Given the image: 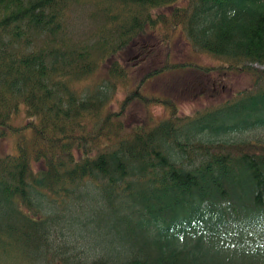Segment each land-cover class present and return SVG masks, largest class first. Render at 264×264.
<instances>
[{"label": "trees", "instance_id": "trees-1", "mask_svg": "<svg viewBox=\"0 0 264 264\" xmlns=\"http://www.w3.org/2000/svg\"><path fill=\"white\" fill-rule=\"evenodd\" d=\"M78 2L0 0V138L16 145L0 156L5 264H228L230 236L264 248V0H97L94 32L67 43ZM151 35L167 59L134 79L126 55ZM175 37L214 63L172 62ZM179 69L213 76L201 92L254 79L185 114L144 91ZM136 102L165 113L129 122ZM202 240L215 254L189 256Z\"/></svg>", "mask_w": 264, "mask_h": 264}, {"label": "rangeland", "instance_id": "rangeland-1", "mask_svg": "<svg viewBox=\"0 0 264 264\" xmlns=\"http://www.w3.org/2000/svg\"><path fill=\"white\" fill-rule=\"evenodd\" d=\"M96 1L97 0H81V2L71 5L66 19L67 43H73L76 40H86V35L94 32L98 21L95 19V16L91 17V15L94 14L97 16V10L101 6L95 4ZM176 37L171 48L172 54L170 55V60L172 62L194 61L205 65H212L214 63L215 60L204 54L197 53L188 42ZM146 43H148L147 46L152 45L154 47L151 48L150 51H147L148 53L146 52V55H143L140 51L137 52V50L131 51L126 55L134 79L148 72L154 65L163 64L167 59L166 51L157 46L156 37L153 35L146 37ZM255 66L264 68V65L259 63H256ZM224 77L225 80L223 82H225L226 88L221 89V86L217 87L216 89L218 92L216 93L209 90L201 92V89L206 86L207 82L212 81L213 76L209 77L205 74L203 75L195 69L172 70L149 80L145 86L146 90L144 91L149 94L173 95L177 98L181 112L192 114L200 107L208 106L213 103V105L218 104L221 102L220 100H224L227 96H233L238 90L250 88L254 79L253 74L246 71H232ZM199 79H201L203 83L194 88ZM124 90L123 87L119 88L114 99L115 108L118 107L120 100L124 97ZM147 111H151L153 115L159 116L165 113L161 105L153 104L148 109L143 103L136 102L129 106L128 121H137L139 118H142L141 120L145 119ZM14 150H16V145L13 137L0 138V156L12 153ZM95 239H97L96 234L91 232L86 234L84 241L87 245H92ZM203 240L202 242L199 241L200 245H192L191 241L188 242L187 250L189 256H195L200 260L203 253L210 256L206 251L207 249H210V253H214L212 245ZM117 241L120 244V239L118 237ZM116 245L118 246V244ZM221 247L222 248L218 251V256L224 258L223 261L228 264H256L259 260L264 259V248L250 246L245 238L238 237L236 239L230 236L227 240L222 242ZM5 258L2 251H0V264H5ZM13 258V256H9L7 261L13 264Z\"/></svg>", "mask_w": 264, "mask_h": 264}]
</instances>
